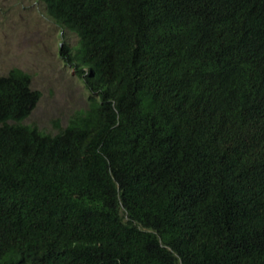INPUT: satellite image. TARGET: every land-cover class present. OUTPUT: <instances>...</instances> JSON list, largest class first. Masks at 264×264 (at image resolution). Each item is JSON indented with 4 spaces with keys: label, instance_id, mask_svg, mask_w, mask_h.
Masks as SVG:
<instances>
[{
    "label": "trees",
    "instance_id": "16d2710c",
    "mask_svg": "<svg viewBox=\"0 0 264 264\" xmlns=\"http://www.w3.org/2000/svg\"><path fill=\"white\" fill-rule=\"evenodd\" d=\"M39 1L87 102L0 74V264H264V0Z\"/></svg>",
    "mask_w": 264,
    "mask_h": 264
},
{
    "label": "rangeland",
    "instance_id": "374dc122",
    "mask_svg": "<svg viewBox=\"0 0 264 264\" xmlns=\"http://www.w3.org/2000/svg\"><path fill=\"white\" fill-rule=\"evenodd\" d=\"M62 29L39 0H0V74L18 67L30 75L40 96L23 122L51 133L56 121L64 126L75 109L86 106L88 95L60 50L76 35Z\"/></svg>",
    "mask_w": 264,
    "mask_h": 264
}]
</instances>
